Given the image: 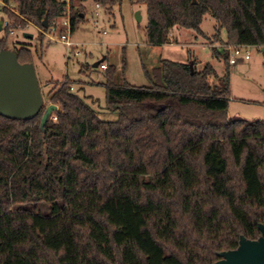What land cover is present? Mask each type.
Segmentation results:
<instances>
[{
    "label": "trees",
    "instance_id": "obj_1",
    "mask_svg": "<svg viewBox=\"0 0 264 264\" xmlns=\"http://www.w3.org/2000/svg\"><path fill=\"white\" fill-rule=\"evenodd\" d=\"M94 1L112 7L122 0ZM129 1L146 5L152 47L167 45L173 28L203 35L211 15L224 47L212 56L223 74L211 63L197 70L193 60L163 59L149 86H133L118 83L107 66L101 85L113 121L101 119L93 98L74 93L67 78L47 95L58 109L44 131L45 105L30 121L0 116V264H214L241 236H260L264 121L228 118V49L264 52V0ZM2 2L10 24H32L43 31L40 41L45 18L50 27L67 5ZM83 11L69 7L71 35ZM8 38L5 32L0 51ZM13 50L19 63H32L29 48ZM38 203L49 214L22 208Z\"/></svg>",
    "mask_w": 264,
    "mask_h": 264
},
{
    "label": "rangeland",
    "instance_id": "obj_2",
    "mask_svg": "<svg viewBox=\"0 0 264 264\" xmlns=\"http://www.w3.org/2000/svg\"><path fill=\"white\" fill-rule=\"evenodd\" d=\"M97 3L94 0L85 3L69 0L66 13L50 27L47 26L48 31L44 33L43 41H40L39 37L43 31L32 24H27L25 28L14 32V36H9L8 49L13 50L20 46L30 49L45 106L50 104L48 93L67 78L75 82L72 88L74 93L81 97L93 98V107L100 113L101 119L115 120L116 115L104 109L105 90L101 84L105 82V70L93 67L102 59H104L102 64L116 69L118 83L126 82L133 86H149L153 69L163 59L181 63L193 60L197 70L202 69L206 63H211L219 76L223 74V63L217 61L211 53L215 46L219 52L224 48L215 37V21L211 15L206 14L202 22L203 35H198L193 30L173 28L167 45L152 47L146 43L148 21L145 4L122 0L112 7H105L99 3L100 8L96 9ZM71 5L75 11L80 10V5H83L85 18L77 31L70 36L73 47L67 48L60 37L67 35L63 22L69 19ZM1 18L2 16L0 21ZM25 33L32 34V39H25L23 37ZM4 34L5 32L1 30L0 39ZM195 42L211 50L204 46L193 47ZM246 52L249 56L247 60L243 57ZM229 76L228 118L248 122L264 121L262 49L252 46L243 49L242 55L237 57L236 64L230 65ZM22 208L35 213L50 212V206L45 203L25 205Z\"/></svg>",
    "mask_w": 264,
    "mask_h": 264
},
{
    "label": "water",
    "instance_id": "obj_3",
    "mask_svg": "<svg viewBox=\"0 0 264 264\" xmlns=\"http://www.w3.org/2000/svg\"><path fill=\"white\" fill-rule=\"evenodd\" d=\"M43 26L47 28V18H45ZM1 30L2 21H0ZM23 37L32 39V34L25 33ZM103 60L96 62L93 67H98ZM43 105L33 64L19 63L15 50H1L0 116L10 120L30 121L40 113ZM57 109V106L53 104L46 106L41 118V131H44V126L51 114ZM258 230L260 236L256 240H249L241 236L238 247L225 253L223 258L214 264H264V225L259 224Z\"/></svg>",
    "mask_w": 264,
    "mask_h": 264
},
{
    "label": "built area",
    "instance_id": "obj_4",
    "mask_svg": "<svg viewBox=\"0 0 264 264\" xmlns=\"http://www.w3.org/2000/svg\"><path fill=\"white\" fill-rule=\"evenodd\" d=\"M58 2H65L66 4H68L69 0H58ZM6 5L1 2L0 3V16H2L1 21H2V30L4 32L8 33V36H14V32L18 31L19 29L14 28L10 22L6 19L5 15L3 14V8H5ZM8 10L11 9V6H7ZM96 9L100 8L99 4L95 5ZM97 16V14H95ZM63 25L66 27V32L67 35H62L60 37L62 43L67 47V48H72L73 44L70 42V23H69V19L65 20L63 22ZM247 48V46H234V47H230L229 50V64L230 65H235L237 62V57H240L242 55V51L243 49ZM244 59H248V53L246 52V54L243 56ZM101 70H106L107 66L103 63L99 64L98 66Z\"/></svg>",
    "mask_w": 264,
    "mask_h": 264
},
{
    "label": "crops",
    "instance_id": "obj_5",
    "mask_svg": "<svg viewBox=\"0 0 264 264\" xmlns=\"http://www.w3.org/2000/svg\"><path fill=\"white\" fill-rule=\"evenodd\" d=\"M178 33V32H177ZM205 33V32H204ZM175 35H176V33H175ZM176 38H177V36H176ZM193 47H197V46H199V47H206L205 45H203V44H201V43H199V42H195V43H193V45H192ZM215 47H217V46H215ZM214 47V48H215ZM206 48H208V47H206ZM209 49V48H208ZM209 50H211V49H209ZM193 52V51H192ZM211 53H212V51H211Z\"/></svg>",
    "mask_w": 264,
    "mask_h": 264
}]
</instances>
